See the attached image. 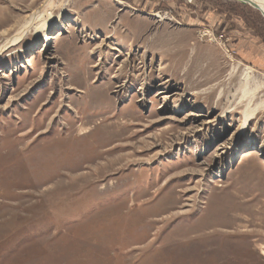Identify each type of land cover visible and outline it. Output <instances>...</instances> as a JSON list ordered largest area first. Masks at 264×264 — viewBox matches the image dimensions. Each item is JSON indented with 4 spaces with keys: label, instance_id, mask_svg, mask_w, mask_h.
I'll return each instance as SVG.
<instances>
[{
    "label": "rangeland",
    "instance_id": "obj_1",
    "mask_svg": "<svg viewBox=\"0 0 264 264\" xmlns=\"http://www.w3.org/2000/svg\"><path fill=\"white\" fill-rule=\"evenodd\" d=\"M44 1L0 0V47ZM51 11L0 53V264H264V108L235 106L246 67L264 101L260 10Z\"/></svg>",
    "mask_w": 264,
    "mask_h": 264
},
{
    "label": "bare ground",
    "instance_id": "obj_2",
    "mask_svg": "<svg viewBox=\"0 0 264 264\" xmlns=\"http://www.w3.org/2000/svg\"><path fill=\"white\" fill-rule=\"evenodd\" d=\"M244 3L250 4L256 9L260 10L264 16V0H240ZM59 4V0H45L42 7L36 10L32 15L28 16L20 26V28L14 33L10 39H8L1 47V50L13 45L21 40L26 33L34 29L36 32L45 30V27L49 25L51 18L53 17L52 9ZM252 73L251 67L244 68L239 81L238 92L240 97L238 98L235 106L242 103V131L245 129L248 121L262 108H264V101L260 100L255 102L256 92L262 87L261 82H258ZM260 81V79H259ZM262 81V80H261ZM222 90L219 91L221 94ZM259 92V91H258ZM233 96V95H232ZM234 106V108H235ZM232 107V106H231ZM229 108L232 110V108ZM258 154L263 155V150L257 148Z\"/></svg>",
    "mask_w": 264,
    "mask_h": 264
},
{
    "label": "water",
    "instance_id": "obj_3",
    "mask_svg": "<svg viewBox=\"0 0 264 264\" xmlns=\"http://www.w3.org/2000/svg\"><path fill=\"white\" fill-rule=\"evenodd\" d=\"M242 2V1H241ZM244 3V2H243Z\"/></svg>",
    "mask_w": 264,
    "mask_h": 264
}]
</instances>
